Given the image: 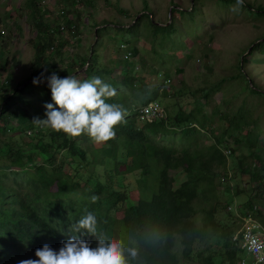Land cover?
<instances>
[{"label":"trees","instance_id":"obj_1","mask_svg":"<svg viewBox=\"0 0 264 264\" xmlns=\"http://www.w3.org/2000/svg\"><path fill=\"white\" fill-rule=\"evenodd\" d=\"M32 1L34 14L36 2ZM86 1L63 0L56 15L59 19L52 24L35 20L37 34L31 40L34 54L29 75L8 93L5 89L10 86L11 75L0 80V264L36 259L35 250L44 244L58 250L85 207L97 216L99 231L139 249V260L130 264H238L241 250L231 242V236L240 223L229 206L243 192L246 197L239 202V213L256 216L255 204L264 198L261 114H255L245 98L236 108L222 99L207 111L212 95L221 91L226 80L221 77L197 89L190 108L177 101L173 103L174 113L166 105L164 118L138 123L139 107L153 99L145 98L136 107L122 100L123 89L134 92L138 88L139 71L130 58L138 54L135 44L117 61L118 72L110 81L105 76L108 69H98V64L103 65L96 62L97 56L93 59L97 54L94 46L90 54L64 56L66 38L78 35L76 18L67 16L71 12L68 4L76 7ZM175 6L179 5L172 6L170 22L162 23L165 29L173 27ZM258 9L264 12L262 5ZM142 11L132 24L103 20L101 25L132 30L145 16L156 29L161 27L147 5ZM103 28L95 29V35ZM121 43L131 45L129 40ZM1 55L0 71L6 64ZM63 61L68 64L60 65ZM86 63V77L94 73L110 84L117 92L110 102L129 110L125 122L115 127V138L104 143H94L87 135L71 138L31 121L33 117L44 118V104L52 103L47 81L33 85V78L52 72L77 78L76 71ZM239 76L247 79L242 71L230 79ZM27 79L31 81L18 88ZM246 86L250 94L264 100V90L254 88L252 80L250 85L246 81ZM157 92L151 90L150 95ZM82 142L88 143L85 148ZM228 157L232 160L230 168L235 167L233 174L228 172ZM180 175L183 179L177 180ZM236 176H241L245 188L229 183ZM127 178L135 183L126 184ZM92 195L99 197L95 203L90 200ZM84 238L95 245L96 237ZM199 244V249L195 248Z\"/></svg>","mask_w":264,"mask_h":264},{"label":"rangeland","instance_id":"obj_2","mask_svg":"<svg viewBox=\"0 0 264 264\" xmlns=\"http://www.w3.org/2000/svg\"><path fill=\"white\" fill-rule=\"evenodd\" d=\"M31 1L0 0V53L2 59H6L5 67L0 71V80L7 74L11 75L10 86L5 89L7 93L10 87L29 75L34 54L31 40L37 34L35 20L43 19L52 24L63 5V0H34L36 10L33 14ZM173 3L179 5L175 6L177 11L173 17V27L165 29L158 24L161 27L156 29L144 16L132 30L117 28L114 24L106 27L101 22L106 20L119 25L129 22L132 24L144 12L142 10L145 5L154 12L153 20L168 22L169 8L173 6L171 0H87L76 7L68 4L67 9L71 12H67V16L76 18L78 35L75 39L66 38L68 44L63 52L64 56L90 54V48L94 46L97 54L93 59L97 56L99 61L96 62L103 65L98 64V69H108V75L105 76L110 81L118 72L117 61L128 55V47L135 44L138 54L130 58L135 61V69L139 71L136 82L138 88L134 92L129 88L123 89L122 100L125 105L140 106L145 98H150L156 100L162 108L169 105L168 109L172 114L175 112L172 111L175 109L173 103L178 101L188 109L194 103L197 89L210 86L225 77L221 91L212 95L206 110H212L222 99L224 103L229 102L236 108L240 100L245 98L254 113L261 114L260 122L264 124V100L258 98L257 94H250L246 86V81L249 83L252 80L254 88L264 90V12H259L258 9L259 5L264 7V0H244V6L239 12L230 10L235 5V0H173ZM94 24L99 26L93 28ZM103 26L105 28L96 36L95 29ZM126 40L131 45L125 43L123 46L121 42ZM253 45L254 48L251 49ZM67 64L65 61L60 63L62 66ZM176 68L183 71L178 73ZM239 71L249 80L242 76L230 79V76H235ZM76 73L80 80L90 79L94 75L86 77L81 69ZM120 89L121 87L118 90ZM151 90L158 91L157 95L151 96ZM165 91L169 93V97ZM136 93L140 95L135 96ZM126 111L129 112L127 109ZM217 119V116L214 117L215 121ZM221 125L222 122L217 124L216 129L220 130ZM14 136L18 138L19 134L14 133ZM24 139L27 137L24 136ZM89 142L93 145L91 140ZM87 144L83 143V147ZM88 156L90 157L89 152ZM231 164L232 160L228 157V172L233 174L236 171L235 167L230 168ZM182 179L183 175L177 177V180ZM242 180L241 176H236L229 183L232 186L237 184L239 189H243L246 185ZM138 181L136 180L137 183ZM125 183L135 182L132 178H127ZM133 193L136 192L133 190ZM245 197L243 192L236 195L229 206L233 215L239 218L240 226L243 215L239 213L238 206ZM255 205L257 210L254 217L264 227V198ZM199 247L200 244L197 247L195 245V248ZM241 252L246 254L245 251Z\"/></svg>","mask_w":264,"mask_h":264},{"label":"clouds","instance_id":"obj_3","mask_svg":"<svg viewBox=\"0 0 264 264\" xmlns=\"http://www.w3.org/2000/svg\"><path fill=\"white\" fill-rule=\"evenodd\" d=\"M243 6L244 0H235L230 10L239 12ZM45 81L52 103L44 104V118L33 117L31 121L36 126L71 138L87 135L94 143L115 138L114 129L125 122L127 114L123 105L110 102L117 94L115 88L98 76L80 80L75 75L60 77L56 72L48 76L41 73L32 83ZM98 199L96 195L90 197L92 203ZM70 233L58 250L44 244L35 250L36 259H23L17 264H130L140 258L137 247L126 246L122 239L99 231L97 216L87 207L71 225ZM86 236L96 237L94 246ZM260 247L253 241L250 250Z\"/></svg>","mask_w":264,"mask_h":264},{"label":"built area","instance_id":"obj_4","mask_svg":"<svg viewBox=\"0 0 264 264\" xmlns=\"http://www.w3.org/2000/svg\"><path fill=\"white\" fill-rule=\"evenodd\" d=\"M62 24L63 23H60L61 30L64 28ZM123 46H125V44H123ZM164 117L165 112L156 100H150L138 109V119L141 122L162 119ZM242 220L243 223L241 226L236 229L231 236V242L241 251L246 252L245 255L241 252L238 264H264V227L254 215L250 213L244 215ZM253 241L261 246L258 250H250Z\"/></svg>","mask_w":264,"mask_h":264},{"label":"water","instance_id":"obj_5","mask_svg":"<svg viewBox=\"0 0 264 264\" xmlns=\"http://www.w3.org/2000/svg\"><path fill=\"white\" fill-rule=\"evenodd\" d=\"M171 8H172V6L169 8V21L167 22V23H169L170 22V19H171ZM141 15V14H140ZM137 19V18H136ZM135 21V20H134ZM134 21H133V23H134ZM157 24H161L162 25V23H159V22H157ZM128 26V25H127ZM87 64L88 63H86L85 64V66L81 69V70H84L85 68H86V66H87ZM31 81V79H28L26 82H24V84H26V83H28V82H30ZM249 83L251 84V80H249ZM23 84V85H24ZM23 85H21V86H23ZM21 86H18V88H20Z\"/></svg>","mask_w":264,"mask_h":264}]
</instances>
